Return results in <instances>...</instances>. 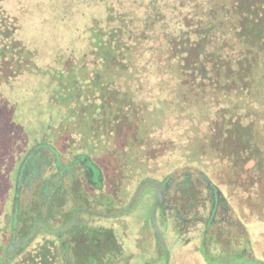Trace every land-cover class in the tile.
I'll return each instance as SVG.
<instances>
[{
	"label": "trees",
	"instance_id": "obj_1",
	"mask_svg": "<svg viewBox=\"0 0 264 264\" xmlns=\"http://www.w3.org/2000/svg\"><path fill=\"white\" fill-rule=\"evenodd\" d=\"M3 3L0 83H14L30 106L24 116L50 115L20 164L48 146L102 165L121 182L172 165L202 182L219 180L243 219L264 225V0H65L74 18L55 42L60 49L37 67ZM31 78L46 82L33 88ZM39 191L28 193L32 201ZM16 194L11 219L0 227V264H65L56 235L32 231L30 203L21 206ZM204 258L264 264V255L244 249Z\"/></svg>",
	"mask_w": 264,
	"mask_h": 264
},
{
	"label": "rangeland",
	"instance_id": "obj_2",
	"mask_svg": "<svg viewBox=\"0 0 264 264\" xmlns=\"http://www.w3.org/2000/svg\"><path fill=\"white\" fill-rule=\"evenodd\" d=\"M3 4L2 7L6 15L19 26L17 36H21L23 45L31 55L36 67L42 64V61L46 62L47 59L56 54L60 47L55 46V42L58 38L62 39L63 34L66 33L69 18H74L73 15H69L65 0H24L21 3L20 0H4ZM27 7L35 8L36 14L33 17L29 16ZM98 15H100V12ZM29 21L37 23L34 27H31L28 25ZM75 34L76 32H74ZM66 45L68 44L66 43ZM27 72L28 76L34 74L33 70ZM1 77L0 75V79ZM40 80L39 78H31L28 80V84L30 82L32 87L35 88L39 83L43 85L46 82V79ZM11 85H14V83ZM7 86L6 82L0 83V94L2 95V91H6L8 95L6 96L7 100L5 98L0 99V227L11 219L8 210H11V199L14 193L18 195L20 192L22 195V193L27 192L18 200L21 206L26 207L30 202L28 193H31L34 188L35 190L39 189L48 173L54 170V168L46 167L53 165L52 159L55 155L70 160L78 157L63 154L60 149V152L57 153L48 146H41L34 153H29L30 157L34 158L41 154V158H36L33 162V165L38 166V168H34L36 170L29 175L30 187L24 181H19L17 187L18 166L26 155L29 146L33 145L32 140L37 137L36 128L40 125H46L50 121V115H42L36 120L24 116L28 112H23V109L28 110L30 106L25 101L19 100L14 90ZM31 95L33 96V93ZM40 95L42 107L44 105L41 113L46 114L44 102L47 101V95L44 96L40 92L38 98ZM36 101L39 104V101ZM44 147L49 149L52 158ZM166 166L156 168L150 173L145 172L146 179L151 178L162 181L168 176L172 177L174 186L164 194L161 203L165 206L178 205V201L175 202V197L178 195L176 183L190 181L193 183L194 189L200 191V193L193 197V205L188 206V209L182 215L189 219L194 216L205 217V210H208L210 206V194L198 174L192 173V171L187 172L189 173L187 174L184 173L183 168H171L172 165ZM102 170L105 173L106 186L108 182L111 184L113 181L110 186L113 187V200L110 199L109 193L104 192L102 195L98 194V197H92L82 192V197L85 200L80 207L88 206L102 214H105L106 211L117 213L130 203L144 178L139 177L137 181L127 180L121 182L119 179L115 180L114 177L110 179L111 176L105 168H102ZM199 170L207 172V169L201 168V166ZM201 171H199L200 174ZM214 183L226 198V201L222 203L216 216L219 224L211 227L209 231H202L203 224H197L191 222V220L185 225L178 223L179 221L171 209L164 212L158 206L153 213L157 189L151 183L143 185L132 207L122 215L114 218L94 217L81 213L78 215L82 221L84 220V222L93 226L103 224L112 226L116 238V252L113 253V260L124 259L123 261L127 264H209L204 260L205 256L225 258L232 251L237 253L243 249L248 255L253 251V257L255 258L264 255V225L254 218L246 222V219H243L246 212L238 208L233 199L231 200L226 187L221 185L219 180H214ZM107 189H109V185ZM109 200L112 202L109 203ZM52 215L58 218V210H54ZM54 217L47 223L49 228L54 226ZM227 230L229 231L228 237L225 233ZM38 231L41 234L45 233L41 228H37L36 233ZM160 251L163 255H160Z\"/></svg>",
	"mask_w": 264,
	"mask_h": 264
},
{
	"label": "flooded vegetation",
	"instance_id": "obj_3",
	"mask_svg": "<svg viewBox=\"0 0 264 264\" xmlns=\"http://www.w3.org/2000/svg\"><path fill=\"white\" fill-rule=\"evenodd\" d=\"M30 154L19 164L16 180V183L24 181L29 187L31 184L29 175L36 170L34 168H38V166L33 165V162L36 158H41L39 155L36 158L30 157ZM53 160V165H48L46 168H54V170L46 176L36 200L32 201L30 199L29 202L30 209L28 208L27 216L30 218L29 221H33L32 231L36 232L37 228H41L50 235H56L55 238L59 244L61 258L65 264H106V261H110L113 253L116 252V238L113 227L108 224L90 225L84 220L82 221L78 214L112 217L113 212L106 211L105 214H102L93 208L80 207V205H83L82 203L85 200L82 197V192L92 197H98V194L102 195L104 192L109 193L110 199L113 200V187H110L113 181L111 184L108 182L109 189H107L105 173L102 170L104 167L85 158L76 157L70 160L55 155ZM202 179L206 190L210 194V206L208 210H205V217L194 216L189 219L182 215L188 209V206L193 205V197L200 193V191L194 189L193 183L190 181L176 183L178 195L175 197V202L178 201V205L165 206L161 203L164 194L174 186L170 176L159 181L161 186L158 188L154 184L157 189L156 197L158 191L160 194V203L156 207L159 206L164 212L168 209L173 210L179 221L178 223L182 225L189 223L191 220V222L197 224L202 223L204 226L202 231H209L211 227L219 224L216 216L222 203H224V198L215 185L204 177ZM16 196L18 195L16 194ZM111 202L109 200V203ZM32 204L34 208L31 206ZM14 209L15 212L20 213L19 206L15 205ZM54 210H58V218L52 215L51 212ZM12 217L15 218V215ZM53 217L55 218L53 220L54 226L49 228L47 223Z\"/></svg>",
	"mask_w": 264,
	"mask_h": 264
},
{
	"label": "water",
	"instance_id": "obj_4",
	"mask_svg": "<svg viewBox=\"0 0 264 264\" xmlns=\"http://www.w3.org/2000/svg\"><path fill=\"white\" fill-rule=\"evenodd\" d=\"M146 183L155 184V185L157 186V188H158L159 186H161V183H160L159 181H157V180H153V179H151V178H150V179H146V178L143 179V180L140 182V184H139V186H138V188H137V190H136L134 196L132 197L130 203H129L125 208H123L121 211L112 214V217H113V216H114V217H117V216H119V215H122L124 212H126L127 210H129V209L132 207V205L134 204L136 198L138 197L141 188H142L143 185L146 184ZM159 200H160V194H159V191H158V194H157V197H156V202H155V205H154V207H153V213H154V209H155L156 205H158V204L160 203ZM153 224H154V226H155V223H154V222H153ZM166 254H167V253H166ZM167 255H168V254H167Z\"/></svg>",
	"mask_w": 264,
	"mask_h": 264
}]
</instances>
